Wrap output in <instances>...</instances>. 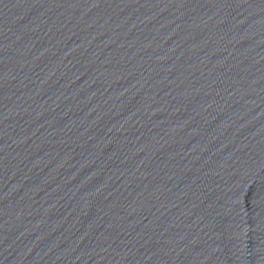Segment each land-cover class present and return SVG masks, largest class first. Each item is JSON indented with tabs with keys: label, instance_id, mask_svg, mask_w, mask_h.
Wrapping results in <instances>:
<instances>
[{
	"label": "water",
	"instance_id": "1",
	"mask_svg": "<svg viewBox=\"0 0 264 264\" xmlns=\"http://www.w3.org/2000/svg\"><path fill=\"white\" fill-rule=\"evenodd\" d=\"M221 189L239 264H264V0H148Z\"/></svg>",
	"mask_w": 264,
	"mask_h": 264
}]
</instances>
